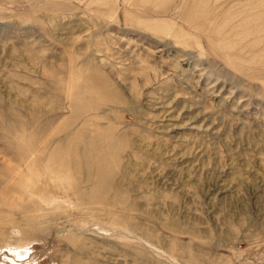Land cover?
I'll return each instance as SVG.
<instances>
[{
	"label": "rangeland",
	"instance_id": "rangeland-1",
	"mask_svg": "<svg viewBox=\"0 0 264 264\" xmlns=\"http://www.w3.org/2000/svg\"><path fill=\"white\" fill-rule=\"evenodd\" d=\"M0 264H264V0H0Z\"/></svg>",
	"mask_w": 264,
	"mask_h": 264
}]
</instances>
